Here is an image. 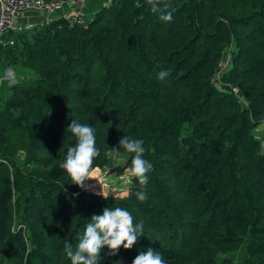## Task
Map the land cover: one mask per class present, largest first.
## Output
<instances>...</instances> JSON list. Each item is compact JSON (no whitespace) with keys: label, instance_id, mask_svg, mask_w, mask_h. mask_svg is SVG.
<instances>
[{"label":"trees","instance_id":"obj_1","mask_svg":"<svg viewBox=\"0 0 264 264\" xmlns=\"http://www.w3.org/2000/svg\"><path fill=\"white\" fill-rule=\"evenodd\" d=\"M14 36L0 49V70L14 72L0 87L4 264H68L65 241L75 247L91 217L116 206L145 235L116 255L105 247L100 264H132L148 247L167 264H264V148L253 132L264 124V0H112L86 26L53 17ZM72 119L96 128L90 175L129 169L127 193L70 184L59 163ZM122 136L143 141L145 185Z\"/></svg>","mask_w":264,"mask_h":264},{"label":"clouds","instance_id":"obj_2","mask_svg":"<svg viewBox=\"0 0 264 264\" xmlns=\"http://www.w3.org/2000/svg\"><path fill=\"white\" fill-rule=\"evenodd\" d=\"M170 14L165 19H170ZM168 73L161 71L158 79H164ZM70 142L63 154L59 167L70 177L71 183L83 187L84 182L91 178L90 170L94 158L99 155L96 128L90 123H82L72 119L66 129ZM124 151L132 154L130 172L135 182L145 185L149 182L147 175L153 170L152 162L145 158V147L141 139L122 136L119 144ZM114 154L120 149L113 147ZM136 198L144 201L146 193L136 192ZM142 222L134 223L132 213L125 207H105L101 213L94 214L82 232L77 234L75 247L71 241H65L64 255L68 264H100V253L107 247L111 255H116L121 247L131 249L144 236ZM0 264H4L0 259ZM132 264H167L162 254L151 247L139 251Z\"/></svg>","mask_w":264,"mask_h":264},{"label":"built area","instance_id":"obj_3","mask_svg":"<svg viewBox=\"0 0 264 264\" xmlns=\"http://www.w3.org/2000/svg\"><path fill=\"white\" fill-rule=\"evenodd\" d=\"M84 3V0H0V49L14 44L15 33L28 31L37 24H46L55 11L66 9V18L71 25L86 26ZM27 12L40 15L39 21L23 20V16ZM230 61L231 57L226 55L218 62L217 67L222 70ZM217 79L219 77L211 80L217 82L219 81ZM230 88L234 93H237L234 86L230 85Z\"/></svg>","mask_w":264,"mask_h":264},{"label":"rangeland","instance_id":"obj_4","mask_svg":"<svg viewBox=\"0 0 264 264\" xmlns=\"http://www.w3.org/2000/svg\"><path fill=\"white\" fill-rule=\"evenodd\" d=\"M32 77H34V75ZM23 80L26 81L25 78H23ZM3 81H6L8 84L14 81V72L7 67L0 70V87L3 84L2 83ZM8 93L9 92H7V94ZM7 94L6 93L4 94L5 98ZM254 130L255 131L253 132L255 137L261 139L262 137L260 133L257 132L256 128ZM123 162H124L123 159L118 158L113 162V166L119 164L122 165ZM128 172L129 169L126 170L124 175L118 177L113 173H109V169H98V171H95V173L92 176L90 175L91 178H88L84 182V188L93 191L95 193H99L103 196L111 193L125 194L127 193L128 182H129Z\"/></svg>","mask_w":264,"mask_h":264},{"label":"crops","instance_id":"obj_5","mask_svg":"<svg viewBox=\"0 0 264 264\" xmlns=\"http://www.w3.org/2000/svg\"><path fill=\"white\" fill-rule=\"evenodd\" d=\"M84 13L86 16V19L92 18L95 13L100 10L103 6H107L110 4L109 0H84ZM66 9L61 11H55L51 14V18L53 17H66ZM40 19V15L27 12L23 16V20L31 21V22H37ZM257 132L261 135V143L262 147L264 148V124L260 125L256 128Z\"/></svg>","mask_w":264,"mask_h":264}]
</instances>
